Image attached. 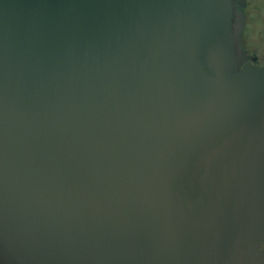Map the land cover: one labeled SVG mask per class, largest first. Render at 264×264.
Masks as SVG:
<instances>
[{
  "label": "water",
  "instance_id": "obj_1",
  "mask_svg": "<svg viewBox=\"0 0 264 264\" xmlns=\"http://www.w3.org/2000/svg\"><path fill=\"white\" fill-rule=\"evenodd\" d=\"M234 2L0 0V264H264Z\"/></svg>",
  "mask_w": 264,
  "mask_h": 264
},
{
  "label": "rangeland",
  "instance_id": "obj_2",
  "mask_svg": "<svg viewBox=\"0 0 264 264\" xmlns=\"http://www.w3.org/2000/svg\"><path fill=\"white\" fill-rule=\"evenodd\" d=\"M242 41L248 50L263 55L264 60V12H248L246 28Z\"/></svg>",
  "mask_w": 264,
  "mask_h": 264
},
{
  "label": "flooded vegetation",
  "instance_id": "obj_3",
  "mask_svg": "<svg viewBox=\"0 0 264 264\" xmlns=\"http://www.w3.org/2000/svg\"><path fill=\"white\" fill-rule=\"evenodd\" d=\"M234 12H236L235 23H238L240 20L243 23V28L241 30V40L243 32L247 25L248 12H264V0H235L234 2ZM241 17L239 19L238 17ZM242 50L245 52L248 62L256 66L264 65L263 55H258L254 50H248L244 46L242 41Z\"/></svg>",
  "mask_w": 264,
  "mask_h": 264
}]
</instances>
